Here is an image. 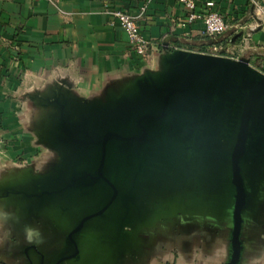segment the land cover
Returning <instances> with one entry per match:
<instances>
[{"label":"water","instance_id":"1","mask_svg":"<svg viewBox=\"0 0 264 264\" xmlns=\"http://www.w3.org/2000/svg\"><path fill=\"white\" fill-rule=\"evenodd\" d=\"M32 99V131L56 160L2 185L0 198L19 214L48 213L66 232L48 264H126L169 206L225 205L228 190L227 264H238L244 217L264 196V73L247 58L165 51L156 69L95 97L61 81ZM133 187L137 199L125 208Z\"/></svg>","mask_w":264,"mask_h":264},{"label":"crops","instance_id":"2","mask_svg":"<svg viewBox=\"0 0 264 264\" xmlns=\"http://www.w3.org/2000/svg\"><path fill=\"white\" fill-rule=\"evenodd\" d=\"M211 1L227 25L215 39L204 36L202 22L186 23L178 0H0V187L46 172L55 162L56 153L32 131V97L53 84L64 81L77 95L92 98L115 82L156 69L165 51H223L235 31L242 32L231 47L235 57L256 62L264 73V0L255 6L252 0ZM142 6L139 27L150 43L145 57L133 52L107 13L136 14ZM212 208L198 205L194 212L165 216L126 264H226L232 221L226 208ZM28 226L39 230L33 243L26 238ZM65 235L48 213L19 214L0 198V264H48L62 251ZM240 241L238 264H264V196L256 214L244 217Z\"/></svg>","mask_w":264,"mask_h":264},{"label":"built area","instance_id":"3","mask_svg":"<svg viewBox=\"0 0 264 264\" xmlns=\"http://www.w3.org/2000/svg\"><path fill=\"white\" fill-rule=\"evenodd\" d=\"M52 1V0H48ZM186 9L185 21L192 24L196 21L203 23V34L207 38L215 39L226 31L227 25L224 16L214 9V2L211 0H178ZM257 5L255 0H252ZM144 6L136 14L130 13L124 9H110L107 13L110 16V22L118 24L124 31L127 41L133 52L145 57L149 48V41L143 36L139 27V18L142 15ZM264 22V12L262 13Z\"/></svg>","mask_w":264,"mask_h":264},{"label":"flooded vegetation","instance_id":"4","mask_svg":"<svg viewBox=\"0 0 264 264\" xmlns=\"http://www.w3.org/2000/svg\"><path fill=\"white\" fill-rule=\"evenodd\" d=\"M231 170V169H230ZM37 172H40L39 170H37ZM30 176V175H29ZM230 184V183H229ZM197 187V186H196ZM230 188V187H229ZM135 189L136 187H133V191L130 194L127 195V197H125V199L122 200V206H124L125 208L128 207V201H130L131 203H134L137 199V195L135 193ZM195 193H199L197 190L195 191ZM233 193V191L228 190L227 195L228 196V200L227 203H225V205H222V202L219 203V201L217 200H213V202L211 201L208 205V202L206 203L211 209H214L212 207L217 208V211H220V209H224L226 208V211L228 214H230L229 216L232 217V207H233V197L231 196ZM191 200V199H190ZM193 200V199H192ZM114 200H108L107 203H111ZM188 200L186 199V202L184 201V203L179 204V206L174 205V206H169L165 211H168V214L166 215L167 217H173L174 215H178L180 214L182 211L185 210H189L194 212L196 207H201L203 206L202 203L198 204L197 202L194 201H190L188 202L189 204H187ZM229 261V260H228ZM227 264V263H226Z\"/></svg>","mask_w":264,"mask_h":264},{"label":"rangeland","instance_id":"5","mask_svg":"<svg viewBox=\"0 0 264 264\" xmlns=\"http://www.w3.org/2000/svg\"><path fill=\"white\" fill-rule=\"evenodd\" d=\"M253 6H255V5H253ZM237 33H240V35L236 38V40L234 41V43L230 45V48H229V49H228V47H229V46H228L227 49H225V50H223V51H221L219 48H217V49H213V50H211V51H210V49H209V51H205V52H203V53L218 54V55H223V56H225V57H229V58H233V59H238V58L235 57V50H232L231 47H232L234 44L240 42V39H241V36H242V32H236V31H235L234 33L231 34V36H229L228 40H229L233 35H236ZM227 43H228V41H226V44H225V45H227ZM223 47H224V46H223ZM184 50H186V49H184ZM239 58H240V57H239ZM248 61H249V60H248ZM254 62H255V61H254ZM249 64H250L252 67H254L255 69H257V70L263 72V71L259 68V66L257 65L256 62H255V63H253V62H249ZM36 111H37L36 109L33 110L34 113H36Z\"/></svg>","mask_w":264,"mask_h":264},{"label":"clouds","instance_id":"6","mask_svg":"<svg viewBox=\"0 0 264 264\" xmlns=\"http://www.w3.org/2000/svg\"><path fill=\"white\" fill-rule=\"evenodd\" d=\"M39 230L36 229V228H33L31 226H28V227H25V234H26V238L28 240V243H33L34 240H33V234L34 233H38ZM35 242H38V243H42V239L41 240H38V241H35Z\"/></svg>","mask_w":264,"mask_h":264},{"label":"trees","instance_id":"7","mask_svg":"<svg viewBox=\"0 0 264 264\" xmlns=\"http://www.w3.org/2000/svg\"><path fill=\"white\" fill-rule=\"evenodd\" d=\"M217 38V37H216Z\"/></svg>","mask_w":264,"mask_h":264}]
</instances>
